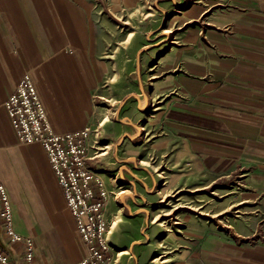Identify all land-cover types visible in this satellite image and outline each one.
I'll list each match as a JSON object with an SVG mask.
<instances>
[{
  "label": "crops",
  "instance_id": "crops-1",
  "mask_svg": "<svg viewBox=\"0 0 264 264\" xmlns=\"http://www.w3.org/2000/svg\"><path fill=\"white\" fill-rule=\"evenodd\" d=\"M144 2L150 9L146 16L152 18L160 0H0V182L12 205L14 229L34 239L35 264H79L87 248L46 150L40 142L19 141L5 102L29 72L54 133L89 127L102 94L112 87L121 90L112 85L104 58L111 35L120 17L132 10L137 14ZM211 2L184 0L179 5L194 19L213 7L226 8L232 40L226 39L218 51L229 55L213 67L223 76L230 73L231 84L201 81L202 89L192 96L170 98L160 120L164 131L183 143L200 173L210 171L219 181H251L259 197L247 224L205 237L194 263L264 264V0ZM172 3L175 11L178 3ZM220 30L211 35L222 42ZM162 32L168 33L167 28ZM127 79L133 75L125 72L122 82ZM0 244L12 264H21V242L12 244L2 235Z\"/></svg>",
  "mask_w": 264,
  "mask_h": 264
},
{
  "label": "rangeland",
  "instance_id": "rangeland-1",
  "mask_svg": "<svg viewBox=\"0 0 264 264\" xmlns=\"http://www.w3.org/2000/svg\"><path fill=\"white\" fill-rule=\"evenodd\" d=\"M173 1L160 0L152 18L145 2L137 14L120 17L104 56L112 85L121 90L100 92L104 97L87 127V154L105 195L100 210L105 264H195L207 235L247 224L259 201L251 181L200 173L183 143L162 127L160 112L170 98L192 96L202 89L201 81L231 84L230 73L223 76L213 67L229 55L218 51L232 40L226 8L213 7L194 19L179 5L184 0H175V11ZM218 27L222 42L211 35ZM125 72L133 79L122 82Z\"/></svg>",
  "mask_w": 264,
  "mask_h": 264
},
{
  "label": "built area",
  "instance_id": "built-area-1",
  "mask_svg": "<svg viewBox=\"0 0 264 264\" xmlns=\"http://www.w3.org/2000/svg\"><path fill=\"white\" fill-rule=\"evenodd\" d=\"M10 122L22 143L40 142L63 188L68 206L87 248L79 264H105L107 247L102 239V211L105 195L96 171L88 166L87 129L57 134L50 127L46 111L29 72L24 73L5 102ZM98 186H97V185ZM23 244L21 264H35L34 239L13 227V211L5 186L0 182V236ZM0 264H12L0 244Z\"/></svg>",
  "mask_w": 264,
  "mask_h": 264
}]
</instances>
